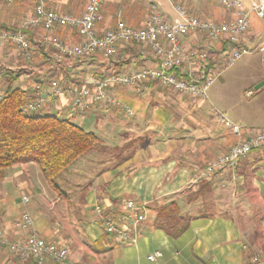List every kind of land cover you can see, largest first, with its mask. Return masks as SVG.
<instances>
[{
	"label": "crops",
	"instance_id": "obj_1",
	"mask_svg": "<svg viewBox=\"0 0 264 264\" xmlns=\"http://www.w3.org/2000/svg\"><path fill=\"white\" fill-rule=\"evenodd\" d=\"M86 1L78 2L73 12L74 0H47V5L51 9L80 15ZM179 1L189 12L205 19L228 20L238 15L236 11L222 9L219 0ZM241 1L247 10L255 0ZM160 2L162 10L172 16L168 3L164 0ZM146 3L147 0H103V22L99 31L114 24L117 12L121 13L128 26L141 27L147 14ZM15 9L14 15L0 14V23L11 27L16 20L31 12V5L25 1L15 5ZM41 34L38 29L29 32L28 38L37 46ZM56 35L65 44L79 41L71 29H60ZM190 40L191 45L202 44L212 48L214 55L222 47H227L224 43L209 42L200 35L192 36ZM198 40L201 43H197ZM241 43L256 48L250 54H259L261 62L245 65L239 77L246 80L239 90L238 99L232 98L229 103L225 101L221 110L208 96L205 101H195L168 91L157 81L145 83L141 93L127 86L113 87L109 94L118 102L117 105L86 100L82 109H74L70 99L63 94L39 109V112L69 119L86 131L94 129L99 137V159L104 168L85 196L90 209L99 204L116 216L123 203L130 200L139 205L145 215L132 234L133 241L123 244L106 235L99 217L92 213L91 218L83 222L82 235L86 239L82 243L85 250L79 260L72 258L74 261L78 264H252L253 254L264 256V149L254 150L240 158L233 173L221 176H206L203 173L208 162L236 142L229 129L218 124L213 111L223 113L242 129L264 131V51L257 49L264 43V18L251 17L250 27ZM129 47L134 46L125 45L118 49L113 65H103L101 60L110 58L101 54L82 59L85 62L70 64L54 59L51 51L48 55L40 52L41 48L37 46V58H45L44 65L48 64V68H38L31 83L25 80V84L20 86L16 81L14 86L20 87L31 98L35 84L50 89L56 82L66 87L81 83L86 76L104 77L112 70L128 73L150 64L140 61L137 50ZM22 62L25 63L13 47L0 43V78L6 73H13L19 76L18 79H26L25 73H17L19 67L16 66ZM85 71L91 74L83 75ZM247 91L253 94L247 97ZM35 168L34 163L14 165L0 181V228L12 241L20 240L27 234L15 227L25 208L12 199L19 191L21 200L24 191L37 190L32 177ZM201 181L213 182L212 193L204 199L186 203V194ZM171 200L178 202L182 214L194 217L189 228L178 238H171L152 227L153 208ZM31 207L29 210L34 219L32 230L39 236L45 234V240L68 249V243L61 240V235L46 227L44 221L35 220L38 205ZM204 210L208 215L198 216ZM99 239V246H91ZM154 252H159L161 256L151 262L148 257ZM9 258L10 254L0 246V264H5Z\"/></svg>",
	"mask_w": 264,
	"mask_h": 264
},
{
	"label": "built area",
	"instance_id": "obj_2",
	"mask_svg": "<svg viewBox=\"0 0 264 264\" xmlns=\"http://www.w3.org/2000/svg\"><path fill=\"white\" fill-rule=\"evenodd\" d=\"M27 1L31 12L22 17L16 28L0 27V43L14 48L22 60L30 62L36 55L37 47L29 40L28 33L40 29V45L52 49L56 60L89 59L96 54L105 58H115L118 49L133 45L139 57L150 63L128 73L111 72L104 77L86 76L79 84L63 86V83H52L50 89L41 84L34 86L32 98L26 100L23 111L34 112L45 103L66 94L74 109H82L86 100L94 103L117 105L109 91L115 86L131 87L141 93L145 83L157 81L168 91L189 97L195 101H205L211 84L220 75L222 68L234 64L242 56L254 52V49L241 43V39L250 27V19L255 16L264 18V0L252 1L245 10L241 0H219L222 9L238 12L228 20L205 19L189 12L179 0H164L173 14L170 16L162 10L160 0H147L146 17L141 27L128 26L120 12H117L114 24L99 31L103 22L101 6L103 0H87L80 15L51 9L47 0H0V5H17ZM60 29H71L79 41L76 44H65L56 32ZM200 35L212 43H224L217 55L208 47L189 44L190 38ZM197 43H201L199 40ZM264 51V43L257 48ZM4 88L0 84V99ZM247 91L245 95H252ZM128 112V109H126ZM218 124L229 129L236 139L224 153L208 162L203 170L206 176H221L233 173L238 160L254 150L264 149V131L242 129L232 123L223 113L213 111ZM26 205L29 197L22 196ZM99 217L103 232L113 236L123 244L132 242V234L137 225L145 219L140 206L134 201L123 203L119 213L114 216L99 204L93 207ZM33 219L28 211H23L15 222L18 231L27 233L20 240H10L0 228V246L10 254L5 264H23L31 260L34 264H78L68 254L66 247L41 238L32 230ZM154 252L148 257L153 262L160 257ZM252 264H264V256L255 253L251 256Z\"/></svg>",
	"mask_w": 264,
	"mask_h": 264
},
{
	"label": "trees",
	"instance_id": "obj_3",
	"mask_svg": "<svg viewBox=\"0 0 264 264\" xmlns=\"http://www.w3.org/2000/svg\"><path fill=\"white\" fill-rule=\"evenodd\" d=\"M0 27L14 29L3 24ZM211 49L208 48L214 53ZM17 77L13 73H6L0 79L4 87L0 99V181L12 166L34 163L49 186L58 190L53 178L84 153L93 149L99 151L101 141L94 132L86 131L69 119L54 114H39V111H23V105L29 98L20 87L13 85ZM212 191V181H201L186 194L185 201L189 204L204 199ZM153 210L152 227L171 238L180 237L194 218L190 214H182L176 200L155 206ZM207 215L204 210L198 216ZM100 243L99 239L91 246H99ZM28 262L34 264L31 260Z\"/></svg>",
	"mask_w": 264,
	"mask_h": 264
},
{
	"label": "rangeland",
	"instance_id": "obj_4",
	"mask_svg": "<svg viewBox=\"0 0 264 264\" xmlns=\"http://www.w3.org/2000/svg\"><path fill=\"white\" fill-rule=\"evenodd\" d=\"M80 1L82 0H74L75 5L72 6L71 9L72 12H73V8L75 6L77 7L78 2ZM16 11L17 10L15 9V5L0 6V14L2 15H4V13H6L7 15L9 14L14 15ZM19 20H16L11 25V27L16 28L17 24L19 23ZM39 44L37 46L38 48L39 47L41 48L40 52H43L45 54L47 53V55L50 54L49 51L52 52V49H45ZM202 46H205L207 48L206 45H202ZM37 51L39 50L37 49ZM37 56L38 55H35L30 62L24 61L25 63L22 62L17 64L16 67H19V71H17V73L19 74L25 73L27 75L26 79L25 78L22 79V77L18 79L19 76L17 75L18 77L16 81H18V84L20 86L25 84V80H28L31 83V81L34 79L33 75H35L34 73L36 72V70H38V68L41 70H46L48 68V64L47 66L44 65L45 58L39 59L37 58ZM115 59L116 58H110L109 60L102 59L101 63L103 65L109 63H110L109 65H113L114 63L113 60L115 61ZM62 60L65 62L67 61L70 64L81 63L84 61L82 59H62ZM97 61H100V59H98ZM250 62L253 63L261 62V58L259 54L244 55L234 64L226 68L224 67L222 68L223 70L221 71L220 75L211 84V86L207 91L208 98L212 100L216 108L221 110L225 101L226 103H229V100H231L232 98L238 99L239 90L243 85V82L246 80V79L244 80V78H240L239 76L243 72L245 65ZM89 71H85L83 75L86 73L91 74ZM104 72L106 73V71ZM111 72L114 71L112 70ZM0 84L3 87V84L1 82ZM42 107L43 105L40 107V109ZM37 111H39V109ZM40 113H43V111L39 112V114ZM91 131L94 132L95 130L92 129ZM100 152L101 151L100 150L98 151V149H93L91 151H88L84 153L82 156H80L71 166H69L62 172L58 173L53 178L54 185L57 187L58 190H55L51 186H49V184L42 177L39 168L34 164L36 170L32 175L33 184L35 185L38 191L32 189H28L24 191L25 193L24 195L29 197L30 199L26 205H24L20 200V191L14 193L13 196L14 199H12L14 200V202H16V204H18V206H20L21 204V206L25 208L24 211H28L30 215L31 212L29 209L32 208L31 206L33 204L38 205V209H39L38 210L39 212L37 211L38 214L37 213L35 214L34 212L35 220L38 222L44 221L46 227H49V229L53 230L55 234H57L58 236L61 235L62 238L61 240L67 241L68 243L67 250L69 257H71V259L74 258L76 260L77 259L79 260L81 254L85 250L82 243V241L86 239L82 235L84 230L83 222H85L86 218H91L92 216L91 214L94 213L93 209H90L91 207L90 204H88L87 201L85 200V196L90 192V190L95 185V179L97 174L104 168L103 163L99 159ZM31 217L33 219L32 215ZM40 237L45 239L46 235L42 234Z\"/></svg>",
	"mask_w": 264,
	"mask_h": 264
}]
</instances>
